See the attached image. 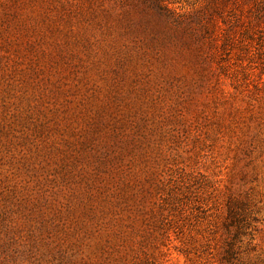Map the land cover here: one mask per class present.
Wrapping results in <instances>:
<instances>
[{
    "label": "rangeland",
    "instance_id": "obj_1",
    "mask_svg": "<svg viewBox=\"0 0 264 264\" xmlns=\"http://www.w3.org/2000/svg\"><path fill=\"white\" fill-rule=\"evenodd\" d=\"M0 264H264V0H0Z\"/></svg>",
    "mask_w": 264,
    "mask_h": 264
}]
</instances>
